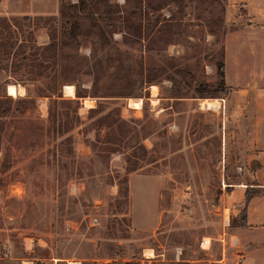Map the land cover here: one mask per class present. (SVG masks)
Returning <instances> with one entry per match:
<instances>
[{
  "label": "rangeland",
  "instance_id": "rangeland-1",
  "mask_svg": "<svg viewBox=\"0 0 264 264\" xmlns=\"http://www.w3.org/2000/svg\"><path fill=\"white\" fill-rule=\"evenodd\" d=\"M261 8L264 0H0V16L20 22L24 56L56 43L42 67L12 55L0 70V97L12 99L0 116V264H238L243 206L227 184L249 181L259 161L245 163L248 127L225 149L235 124L225 125L223 106L200 103H223L225 35ZM248 39L228 42L240 52L229 75L244 82L264 53ZM8 84L24 91L10 95Z\"/></svg>",
  "mask_w": 264,
  "mask_h": 264
},
{
  "label": "crops",
  "instance_id": "crops-1",
  "mask_svg": "<svg viewBox=\"0 0 264 264\" xmlns=\"http://www.w3.org/2000/svg\"><path fill=\"white\" fill-rule=\"evenodd\" d=\"M262 9L255 13L250 11L246 19L247 22L238 29L228 32L224 38V84L228 92L225 99H223V103L220 102V108L218 109H222L223 106L225 125L235 124L231 135L227 133L223 135L224 147L226 149V142L228 143L231 137L234 140L238 139V135H236L238 128L248 127V131H246L248 134L244 135L246 138L244 152L249 151L250 155H246L245 163L250 164L252 161H259V165L249 181L227 184L231 187L230 192L227 193L228 199H231L230 202L233 205H242L244 211L242 224L235 231L240 244L238 264H264V101L262 98L264 90V53L261 55L260 70L256 68L248 76L247 82H244L241 80L240 75H229V58L236 62L240 57V52L232 53L228 49V42L229 38L235 39L248 35L250 43L264 48V10ZM251 50L252 53L260 55L259 51L257 53L255 49ZM235 142L232 145H236ZM232 148L231 152L234 155H236V150H240L236 146ZM254 184L256 187L261 188V191L255 193L248 203H245L247 187ZM140 261L141 263H152L151 260L146 259Z\"/></svg>",
  "mask_w": 264,
  "mask_h": 264
},
{
  "label": "trees",
  "instance_id": "trees-1",
  "mask_svg": "<svg viewBox=\"0 0 264 264\" xmlns=\"http://www.w3.org/2000/svg\"><path fill=\"white\" fill-rule=\"evenodd\" d=\"M80 3H84L85 0H78ZM64 2L61 3L59 13L62 15L64 11ZM44 17H30V16H22L20 20L24 22H36L43 20ZM20 24L18 18H8L6 16H0V70H5L6 65L4 64L8 59L13 55V57L20 56L23 64H27L30 62L37 63L39 67H42V63L45 62L46 59H50L54 56L52 51L56 49V43L52 39L51 42L45 44L43 46L35 45L32 52H30L29 56H24V52L22 51V42L18 37L17 28ZM17 46V48H16ZM25 51V50H24ZM223 62L218 64V73L221 78V83H224V69ZM21 69V66L17 64L16 68L11 69L13 75L15 76L17 72ZM16 79V78H15ZM81 95H76V97H80ZM12 102L11 98L0 97V116L7 115V103ZM254 195V193H250L247 187L245 192V203H248L250 198ZM244 213V211H243Z\"/></svg>",
  "mask_w": 264,
  "mask_h": 264
},
{
  "label": "bare ground",
  "instance_id": "bare-ground-1",
  "mask_svg": "<svg viewBox=\"0 0 264 264\" xmlns=\"http://www.w3.org/2000/svg\"><path fill=\"white\" fill-rule=\"evenodd\" d=\"M7 91H8V93L10 95H14L15 96L17 94H20L24 90H23V87L20 86V85L8 84ZM64 93H65V95L73 96L74 95V87H73V85H66L64 87ZM151 93H152L153 96H155L157 94L156 86H152ZM92 103H93V101H91V100H85L84 105L86 107H90V106L93 105ZM140 103H141L140 100L132 101L131 105L134 108H138L140 106ZM201 104H202L203 107L208 108V109H218V108H220V104L221 103L217 99H214V100L205 99V100H202ZM70 264H77V263L71 262Z\"/></svg>",
  "mask_w": 264,
  "mask_h": 264
}]
</instances>
